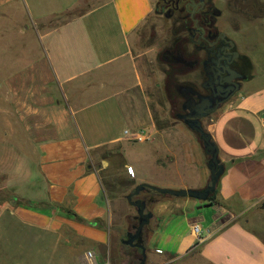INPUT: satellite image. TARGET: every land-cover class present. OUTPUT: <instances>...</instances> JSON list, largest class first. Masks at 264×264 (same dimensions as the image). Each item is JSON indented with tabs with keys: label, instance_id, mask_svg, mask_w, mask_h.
<instances>
[{
	"label": "crops",
	"instance_id": "obj_1",
	"mask_svg": "<svg viewBox=\"0 0 264 264\" xmlns=\"http://www.w3.org/2000/svg\"><path fill=\"white\" fill-rule=\"evenodd\" d=\"M17 1L0 0L2 14ZM21 1L40 23L87 8L44 34L38 24L34 39L25 25L18 28L17 66L4 65L16 69L2 84L15 103L17 140L33 152L14 196L0 201V262L43 264L45 252L50 264H92V252L93 264H112L114 252L115 264H136L135 249L123 253L126 227L103 182L120 152L130 155L121 172L129 178L125 168H132L139 185L202 191L210 182L199 135L185 123L157 121L145 61L151 51L131 46L156 0ZM253 28L264 33V20ZM247 30L233 38L248 78L203 121L225 167L216 200L169 197L153 205L147 264H264V52ZM126 131L152 139L136 147Z\"/></svg>",
	"mask_w": 264,
	"mask_h": 264
},
{
	"label": "rangeland",
	"instance_id": "obj_2",
	"mask_svg": "<svg viewBox=\"0 0 264 264\" xmlns=\"http://www.w3.org/2000/svg\"><path fill=\"white\" fill-rule=\"evenodd\" d=\"M218 1V5L225 12V20H223L226 22L228 30L234 28L233 30L236 29L241 32L245 28L249 29L247 30V36L250 38H259L261 41V44L258 46L259 54L260 52H264V33L257 32L253 28V25L257 26L264 20V0ZM86 2L88 0H83V3ZM21 3L22 1L20 2L19 0L13 6L6 7L5 9H7L8 15H3L0 11V201L14 196L12 189L22 180L23 175L25 177L27 176V168H30L28 167V163L32 160L31 156L33 152L30 144L23 142L24 140L21 139V142L17 140L23 136H21L22 134L18 130L15 116V103L11 101L8 89L2 84L6 75L16 71L13 68L8 70L4 65L11 67L15 61V65L17 66V60L15 59L18 57L21 46V40L18 38V28L24 25L25 28H29L28 39H30L37 34L35 26L38 24H40L41 34H44L50 30L49 25L54 29L61 24L67 23L72 17L80 14L87 8V6L81 4L68 13L53 16L40 23L34 14V7H23ZM40 8L43 10L44 7ZM4 17L6 20L2 19ZM177 28L178 24L176 20H169L155 12L137 32V37L131 41L132 48L137 49L138 52L144 53L151 51V54L146 56L145 61L149 67L148 70L151 72V79L154 83L150 96L152 107L159 123H184L177 117V112H181L182 110L183 98L177 92L176 86L191 84L200 89V84L203 81V75L199 69L195 72L187 73L185 71L184 73L180 67L169 63L162 57L166 49L175 46L177 37L173 31L175 32ZM45 43L47 41H41L40 46L42 49H44ZM120 129L122 130L123 126ZM146 143L134 145L136 147L140 145L143 148L141 145ZM120 153L122 155H118L114 166L110 169L112 173L108 174L109 176H106L103 182L107 193H109V198L113 203L114 212L122 215V219L124 220L126 228L121 230V236H123L126 232H133V227L138 225V221L136 220L138 218L137 210L128 203L127 196L139 184L137 179L129 174L128 169L125 168V171H127V177L129 178H126L121 172L124 159L127 161L130 155H125L122 151ZM21 158L25 160L26 165L22 164L23 161ZM150 185L160 187L155 185V183ZM144 197L146 198V196L141 195L137 199H143ZM121 247L123 253H129L131 251L123 244ZM113 251L117 250L113 248ZM45 255V252L41 255L43 264H50L45 259ZM136 255L139 260V254L136 253ZM110 261L112 264H115L114 252ZM10 263L29 264L27 262H21L18 259H13ZM109 263L107 262V264ZM102 264L106 263L103 262Z\"/></svg>",
	"mask_w": 264,
	"mask_h": 264
},
{
	"label": "flooded vegetation",
	"instance_id": "obj_3",
	"mask_svg": "<svg viewBox=\"0 0 264 264\" xmlns=\"http://www.w3.org/2000/svg\"><path fill=\"white\" fill-rule=\"evenodd\" d=\"M218 2L156 0L155 12L169 20H176L178 24L177 30L173 31L177 42L173 48L166 49L162 57L180 67L184 73L199 69L203 75L200 89L191 84L176 86L177 92L183 98L182 110L177 112L178 119L189 113L184 110L185 106L189 109L194 107L189 97L194 98L196 102H199L201 97L211 98L214 106L220 104L218 111L224 105L222 101L229 94L231 87H236L233 83L241 84L248 78L245 70L248 61L241 55L240 46L233 38V32L239 30H228L224 21L225 12ZM181 87L190 88L193 92L182 90V93ZM237 95L238 93L234 97Z\"/></svg>",
	"mask_w": 264,
	"mask_h": 264
},
{
	"label": "water",
	"instance_id": "obj_4",
	"mask_svg": "<svg viewBox=\"0 0 264 264\" xmlns=\"http://www.w3.org/2000/svg\"><path fill=\"white\" fill-rule=\"evenodd\" d=\"M241 78V77H238ZM236 87L230 89L229 94L222 101L223 104L230 101L235 94L239 93L241 90V84L233 83ZM182 90H187L188 92H193L190 88L181 87ZM193 108L189 109L187 106L184 110L189 111L188 114L179 117L194 133L199 135L205 153L210 157L208 168L210 170V182L208 186L202 190H173L168 188H160L152 186L148 183H143L135 187V189L127 196L128 203L136 208L138 214V225L133 227V232H129L125 239L121 242L123 245L139 249L141 251V258L139 264H147L148 254H147V242L144 237V230L150 225L151 220L154 215L152 212H148L147 203L141 199H137L141 193L145 191H152L160 195L174 197V198H190L195 199L200 202H207L212 194L217 190V186L220 182L221 177L225 172V167L219 159V149L218 146L212 140V136L205 130L203 126V119L209 117L211 114L215 113L220 107V104L214 106V101L211 98H200L199 102H196L194 98L189 97ZM194 110L196 111L194 113Z\"/></svg>",
	"mask_w": 264,
	"mask_h": 264
},
{
	"label": "trees",
	"instance_id": "obj_5",
	"mask_svg": "<svg viewBox=\"0 0 264 264\" xmlns=\"http://www.w3.org/2000/svg\"><path fill=\"white\" fill-rule=\"evenodd\" d=\"M199 139H200V137H199ZM217 193H218V190H216V192L211 195V197L209 198V202H211V203L215 202L216 197H217ZM141 195L142 196H146V198L144 197L141 200H143V201H145L147 203V210H148V212H151V207L153 205L157 204L158 202H160V201H162V200H164L166 198H169V197H166L164 195H160V194L155 193V192H152V191H145V192L141 193ZM136 220L138 221V218ZM135 226H137V225H135ZM128 233L129 232H126L125 235L122 236V240L126 238V236H127ZM144 237H145V234H144ZM146 242H147V240H146ZM125 247L128 248V249H130V250L131 249H134V248H131V247H128V246H125ZM135 250L137 251L136 253H138L139 256H140V258H141V251L139 249H135ZM139 260L136 262V264H139Z\"/></svg>",
	"mask_w": 264,
	"mask_h": 264
},
{
	"label": "built area",
	"instance_id": "obj_6",
	"mask_svg": "<svg viewBox=\"0 0 264 264\" xmlns=\"http://www.w3.org/2000/svg\"><path fill=\"white\" fill-rule=\"evenodd\" d=\"M125 134L129 135L130 138L138 143H146V142H149L151 141L152 137L151 135H148L146 133V131H143V132H138L136 134H131L126 131ZM128 172L130 175H132L133 177H135V174H134V171L132 168H128ZM194 233H196L197 235L200 234V227L198 225H196L194 227ZM158 253H160V251H158ZM86 257L88 258L89 262L90 263H94V253L92 252H88V254L86 255Z\"/></svg>",
	"mask_w": 264,
	"mask_h": 264
}]
</instances>
